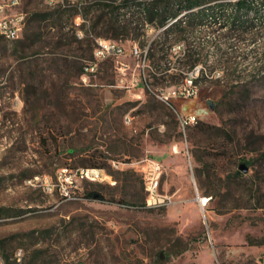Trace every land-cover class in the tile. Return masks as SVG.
Here are the masks:
<instances>
[{"label": "rangeland", "instance_id": "obj_1", "mask_svg": "<svg viewBox=\"0 0 264 264\" xmlns=\"http://www.w3.org/2000/svg\"><path fill=\"white\" fill-rule=\"evenodd\" d=\"M76 2L23 0L24 31L0 46L5 264H16L19 249L20 264H264V21L236 30L212 21L182 40L171 34L153 44L160 67L147 60L148 82L128 89L143 70L132 46H148L164 28L115 39L130 63L125 84L116 59L84 82L81 67L101 27L72 14ZM180 46L196 53L165 70L183 55ZM194 58L204 70L197 96L167 102ZM181 113L199 118L186 133ZM147 158L165 164L161 185L172 205L145 206L144 178L132 164ZM242 163L249 170L238 176ZM65 166L105 167L116 183L79 181L76 198H67L54 186Z\"/></svg>", "mask_w": 264, "mask_h": 264}, {"label": "trees", "instance_id": "obj_2", "mask_svg": "<svg viewBox=\"0 0 264 264\" xmlns=\"http://www.w3.org/2000/svg\"><path fill=\"white\" fill-rule=\"evenodd\" d=\"M228 5L234 8L231 12L227 11ZM263 8L264 0H77L72 14L84 19H94L91 29L101 27L98 36L104 38L136 40L144 35L142 27L146 25L164 28L149 44L148 58L151 66L157 69L160 64H155L154 43L166 42L172 37L171 34H175L173 37L178 40L186 39L192 28L212 21L231 30L249 27L256 21H264V15L260 12ZM181 53L183 55H179L176 62L167 65L165 70L185 63L186 58H193L196 52L189 47H181ZM198 61L203 62L194 58L193 63L182 72L192 69L199 64ZM261 67L264 71V65ZM249 164H253L251 159ZM236 174L242 176L240 168L236 170ZM200 183L204 188L202 178ZM3 213L0 209V215Z\"/></svg>", "mask_w": 264, "mask_h": 264}, {"label": "built area", "instance_id": "obj_3", "mask_svg": "<svg viewBox=\"0 0 264 264\" xmlns=\"http://www.w3.org/2000/svg\"><path fill=\"white\" fill-rule=\"evenodd\" d=\"M23 0H0V46L5 42V35H12L15 40L18 36H21L25 23L27 20V14L20 9V5ZM97 46L94 49V55L92 59L85 60L82 66L81 79L84 82H88L92 75L98 74L101 69V63L109 60L116 59L119 63L117 66L120 71V82L125 84V76L130 69V63L120 60L121 57L126 55V47L119 41L112 38H98ZM182 46H180L181 48ZM149 45L141 48L137 43L131 48L130 54L141 61L143 70H141L139 77L135 74L130 81V84H125L128 89L136 86L140 79H144L148 82L144 72V67L148 58ZM140 65V63L138 64ZM203 65H195L192 69L184 72L185 79L180 84L173 86L167 94H164L163 98L170 102L174 96L190 98L197 96L199 92V86L197 84L200 75L203 76ZM152 72L156 73L151 67ZM200 71L202 73L200 74ZM199 118L193 113H181L179 114V127L182 133H186L189 126L198 123ZM176 149V148H175ZM177 150V149H176ZM128 165L126 162L116 160V164L112 165L115 168H122V166ZM131 165V164H130ZM141 166L132 164L136 170L140 171L144 178L146 201L145 206L149 208H159L170 206L174 203L173 195L162 189L161 181H156V172H164L166 170L165 164L157 158H147ZM76 169H82V177H75V169L65 166L58 170L56 176V183L61 191V194L67 198H76L73 196L74 187L79 181L100 182L115 184L116 179L108 172L105 167H78ZM202 198V197H200ZM208 198L205 202H208ZM264 260V254L262 256ZM22 261V250L19 249L16 253V264H20ZM0 264H5V259L0 250Z\"/></svg>", "mask_w": 264, "mask_h": 264}, {"label": "bare ground", "instance_id": "obj_4", "mask_svg": "<svg viewBox=\"0 0 264 264\" xmlns=\"http://www.w3.org/2000/svg\"><path fill=\"white\" fill-rule=\"evenodd\" d=\"M26 24V23H25ZM20 38V36L17 37V39ZM16 39V40H17ZM15 41V37L12 35H5V43ZM116 164V160H112V165ZM164 172H156V181H161L162 176ZM75 177H82V169H76L75 170ZM207 198H203L201 201L203 204H205V200Z\"/></svg>", "mask_w": 264, "mask_h": 264}, {"label": "water", "instance_id": "obj_5", "mask_svg": "<svg viewBox=\"0 0 264 264\" xmlns=\"http://www.w3.org/2000/svg\"><path fill=\"white\" fill-rule=\"evenodd\" d=\"M240 169L243 171V172H247L249 170V166L245 163H242L240 165Z\"/></svg>", "mask_w": 264, "mask_h": 264}]
</instances>
